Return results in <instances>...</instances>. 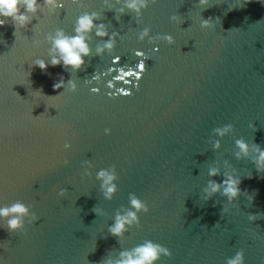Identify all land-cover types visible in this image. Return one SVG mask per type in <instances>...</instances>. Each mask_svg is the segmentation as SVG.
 <instances>
[{
  "label": "water",
  "instance_id": "1",
  "mask_svg": "<svg viewBox=\"0 0 264 264\" xmlns=\"http://www.w3.org/2000/svg\"><path fill=\"white\" fill-rule=\"evenodd\" d=\"M122 6L64 0L51 11L41 0L26 27L16 28L11 17L0 26V205L22 200L39 216L17 233L0 218V240L10 242L0 256L5 264H104L150 239L173 253L157 264H226L240 248L246 264H264V168L257 170L251 147L264 148V4L155 0L140 17L117 13ZM91 11L120 33L111 52L97 54L107 37L93 30L80 69L34 64L51 60L49 35H75L77 17ZM209 17L213 25L202 27ZM145 27L174 42L161 40L157 48L140 39ZM141 59L142 76L113 80ZM62 78L65 87L54 90ZM41 87L43 94L36 92ZM226 125L225 134L215 131ZM239 139L250 152L238 158ZM113 167L118 190L106 199L97 172ZM212 168L219 174L209 175ZM225 174L241 178L240 195L230 201L221 187L206 199L209 181ZM133 193L149 211L139 214V226L114 236L109 226L131 208Z\"/></svg>",
  "mask_w": 264,
  "mask_h": 264
},
{
  "label": "clouds",
  "instance_id": "2",
  "mask_svg": "<svg viewBox=\"0 0 264 264\" xmlns=\"http://www.w3.org/2000/svg\"><path fill=\"white\" fill-rule=\"evenodd\" d=\"M107 2V0H106ZM123 6L116 9L117 13H124L126 9L131 10L137 14V17L142 16L143 11L147 9L151 3H155V0H117ZM250 2V0H245V3ZM261 4H264V0H259ZM44 3L48 6L49 10L54 11L57 8H62L64 5V0H44ZM202 5H208L209 0H200ZM115 7L114 5H110ZM24 9L21 11V9ZM41 8V0H0V26L6 23V19L11 17L15 22V27H26L29 25L34 15ZM31 13L32 15H29ZM180 18L178 15L173 14L172 20H177ZM119 19V16H117ZM139 22V21H138ZM213 25V18L209 17L207 19L201 20V26L208 28ZM95 30V35L99 37H107L102 44L98 45L96 48L97 54H102L105 49L111 52L115 48L116 38L120 35L119 32L112 31L109 32L108 25L103 22V17L100 12L91 11L84 12L79 15L76 19L75 35H67L63 29H57L54 36L49 35L48 39L52 42V48L50 52L53 53L50 61H45L43 59H36L34 64L41 68L42 70H47L49 65L55 67L57 65H63L65 67L71 66L73 69H80L85 63V57L91 54V47L88 43L91 38L90 34ZM151 29L145 27L139 34L140 39L149 37V39L154 42L156 47H159V41H167L169 44L174 42V37L171 34H157L155 36L150 35ZM16 34V33H15ZM135 55L140 57H146V53L141 50H135ZM150 58V57H147ZM146 58V59H147ZM120 56H113V63L119 60ZM146 59H141L139 61V66L141 71L137 72L135 68H129L128 71H124L121 68V75L115 76L113 80H122L125 76H130L135 73V76L139 78L144 71L143 66L145 65ZM113 70V69H111ZM30 75V73L28 74ZM94 79L98 78L96 76ZM66 81L62 78L56 81L52 87L54 90H59L64 88ZM67 84L71 86V90H76V83L74 81H67ZM108 85L112 87V81H108ZM98 90V88H93V91ZM123 92L124 89H120ZM36 92L43 94L42 87L37 89ZM58 96V95H57ZM231 125H226L224 128L215 129V131L223 135L229 129ZM106 134H110L112 129L105 128ZM237 147L240 149L236 155L239 158L241 154L244 156L249 155L250 145L243 139L236 141ZM72 147L71 143H65L64 148L70 149ZM214 147H219V141L214 144ZM252 149L257 153L255 157V162L257 164V170L260 171L264 168V148H261L259 144H254L251 146ZM64 163H68L67 160ZM219 170L212 168L209 170V175H218ZM97 178H102V191L106 199H111L114 193L118 190V185L114 182L117 179V173L115 167L111 170L101 169L97 172ZM246 178L252 179V174L250 173ZM264 178V177H261ZM242 180L237 175L225 174V178L222 181H209V186L205 189L208 193L207 198L223 187V194L226 195L229 200H233L238 197L241 193L240 185ZM246 191V190H244ZM66 189L61 188L59 190V195H63ZM131 208L123 213L117 212L115 217V222L109 226V232L117 237H123L128 229L132 226L140 225V213L148 212V203L136 196L134 193L130 195ZM95 211V209H94ZM0 218L5 220L6 227L10 232H22L26 230L27 224L33 223L39 219V216L34 211V205H29L22 200H16L14 203L2 204L0 205ZM255 215H250L249 219H255ZM9 241L0 240V248L6 249L9 245ZM172 250L153 240H145L143 243L138 244L132 249L124 250L120 253V259L112 261L111 259L104 261V264H157V262L162 257H171ZM0 264H5L4 258L0 256ZM226 264H246V253L243 248L237 250L234 255L226 258Z\"/></svg>",
  "mask_w": 264,
  "mask_h": 264
},
{
  "label": "snow or ice",
  "instance_id": "3",
  "mask_svg": "<svg viewBox=\"0 0 264 264\" xmlns=\"http://www.w3.org/2000/svg\"><path fill=\"white\" fill-rule=\"evenodd\" d=\"M63 7H64V5H63ZM120 59H121V58H120ZM120 59H119V60H116V61L114 62V64H115V63H118V62L120 61ZM136 68L138 69L137 72H140V71H141L140 66H139V62L137 63ZM143 68H144V70H146V65H144ZM142 74H143V73H142ZM142 74H141V76H142ZM132 75H135V73H133ZM96 91H98V90H96ZM122 92H123V91H122ZM123 93H124L125 95L130 94V93H127V92H123Z\"/></svg>",
  "mask_w": 264,
  "mask_h": 264
}]
</instances>
